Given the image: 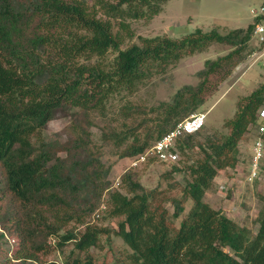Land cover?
<instances>
[{"label": "trees", "instance_id": "1", "mask_svg": "<svg viewBox=\"0 0 264 264\" xmlns=\"http://www.w3.org/2000/svg\"><path fill=\"white\" fill-rule=\"evenodd\" d=\"M166 1L0 0V264H96L89 250L111 232L129 248L128 264H264V204L252 234L204 201L218 170L238 164V144L264 103V81L238 99L222 131L202 126L175 140L178 158L167 173H182L184 182L181 195L170 200V214L153 205L133 170L113 187L111 166L102 160L109 145L119 158L136 157L198 112L244 56L259 21L254 16L245 29L226 33L196 28L180 37L138 36V43L121 47L133 36L127 20L152 18ZM212 43L230 50L206 59L195 85H183L152 108L157 113L143 137L138 131L145 120L130 128V142L119 132H102L100 144L92 140V113L111 96L136 93ZM58 111L70 115L66 136L47 137ZM104 199L116 228L88 222ZM5 233L16 242L11 250L2 246ZM54 252L59 262L43 258Z\"/></svg>", "mask_w": 264, "mask_h": 264}, {"label": "rangeland", "instance_id": "2", "mask_svg": "<svg viewBox=\"0 0 264 264\" xmlns=\"http://www.w3.org/2000/svg\"><path fill=\"white\" fill-rule=\"evenodd\" d=\"M262 2L263 0H167L161 11L152 18L127 20L133 36L126 37L121 47L138 43V36L180 37L196 28H201L203 31L217 29L221 33H226L233 28L245 29L253 22L254 11L259 9ZM100 16L104 18V15L100 14ZM258 47L257 39L252 35L244 50V56L233 66L230 75L217 85L214 92L200 106L198 111L206 113L201 131L208 133L222 131V124L233 115L238 99L248 95L264 81V66L261 65L264 56L260 61H253L251 58L252 52ZM229 50L228 45L212 43L206 50L185 56L165 73L155 75L136 93L114 94L101 112L92 113L94 122L91 127L92 140L100 144L102 132H119L125 133L130 142L131 137L128 132L130 128L145 120L138 131L143 137L146 133L143 126L152 124L151 121L157 113L152 108H157L161 102L170 101L183 85H195L198 82L196 72L203 67L204 61L215 59ZM114 54L115 52L110 51L107 58L111 59ZM69 123V112H56L46 126V136L64 138ZM252 142L253 134L246 132L238 144V164L234 168L218 170L210 189L204 195V201L212 208L221 210L239 225L248 227L254 234L258 227L256 217L264 204L262 200L264 174H260L259 178L252 181L247 179ZM117 150L114 145L103 147L102 160L106 165L111 166L112 186H118L121 173L133 170L137 173L141 184L152 192L153 205L160 209H167L169 214L173 212L170 200L181 195L184 175L182 173L168 174L170 165L155 158H147L143 162L132 165V158H119ZM181 158L179 155V160ZM179 160L177 163L181 164ZM191 205V201L186 203L184 213L173 221L175 226L179 225L180 219ZM107 210L108 206L104 199L88 222L109 229L116 228V220L108 215ZM72 225L74 224L69 226ZM100 243V247L89 250L96 264H128L127 254L130 250L120 237L111 232L108 235H102ZM15 244L14 238L5 233L2 246L11 250ZM70 249L71 245H67L65 253H68ZM43 258L59 262L61 256L54 252Z\"/></svg>", "mask_w": 264, "mask_h": 264}, {"label": "built area", "instance_id": "3", "mask_svg": "<svg viewBox=\"0 0 264 264\" xmlns=\"http://www.w3.org/2000/svg\"><path fill=\"white\" fill-rule=\"evenodd\" d=\"M254 15L259 21L254 24L253 36L256 37L258 49L251 54L253 61H260L264 56V2H262ZM252 61V63H253ZM264 66V61H261ZM206 113L195 112L178 122L170 131L163 134L152 146L136 157L132 158V165L145 161L149 157H153L160 162L167 164L174 163L178 154L175 150V140L185 134H191L199 130L205 122ZM253 134V142L250 149L248 160L249 181L255 180L262 174V161L264 159V103L257 110V121L250 132Z\"/></svg>", "mask_w": 264, "mask_h": 264}]
</instances>
